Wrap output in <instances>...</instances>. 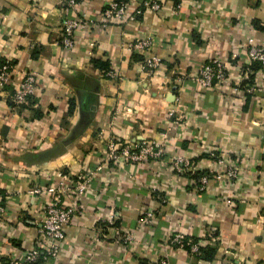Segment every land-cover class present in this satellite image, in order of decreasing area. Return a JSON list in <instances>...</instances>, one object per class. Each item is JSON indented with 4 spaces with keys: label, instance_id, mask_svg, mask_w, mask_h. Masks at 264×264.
<instances>
[{
    "label": "crops",
    "instance_id": "0c3cea01",
    "mask_svg": "<svg viewBox=\"0 0 264 264\" xmlns=\"http://www.w3.org/2000/svg\"><path fill=\"white\" fill-rule=\"evenodd\" d=\"M117 1L134 18L104 27L103 11ZM145 1L88 0L72 12L64 0H0V63L14 67L0 92V204L7 210L0 264L22 257L41 228L45 200L27 191L50 185L58 171L95 169L110 140L156 141L164 154L104 164L79 203L82 215L64 229L60 253L46 264H264V72L244 45L248 38L264 45V0H158L157 13ZM75 16L85 26L65 50L63 22ZM147 36L150 55L161 60L152 75L126 49ZM213 58L224 62L227 79L203 88L193 78ZM24 72L36 74L37 88L12 109L8 98ZM217 154L238 167L237 180ZM178 157L215 171L205 191L194 172L175 170ZM148 210L154 221L142 226ZM129 233L135 238L125 247L121 237ZM178 233L215 249L214 256L199 263L169 244Z\"/></svg>",
    "mask_w": 264,
    "mask_h": 264
},
{
    "label": "built area",
    "instance_id": "2783aa9c",
    "mask_svg": "<svg viewBox=\"0 0 264 264\" xmlns=\"http://www.w3.org/2000/svg\"><path fill=\"white\" fill-rule=\"evenodd\" d=\"M67 8L72 12L77 11L88 0H64ZM145 9L151 12H159L162 5L157 0H146L143 4ZM133 16L128 14V5L122 2H112L106 7L101 16V22L106 27L114 20L124 21L133 20ZM85 23L81 17H70L63 22L62 39L60 46L65 50H72L75 46V33L80 28H83ZM153 45V39L150 36L136 40L127 46L128 51L143 55V60L139 67L142 73L152 75L161 65L160 58L150 55ZM247 49V55L252 62L259 63L264 72V45L255 41L254 38H248L244 43ZM94 46V44H92ZM107 76L113 80L120 81L121 76L117 71L110 70ZM14 78V67L9 60L0 63V92L5 91L6 87L10 86ZM194 81L203 88H213L215 85L223 83L227 79V68L223 61L219 58H213L209 62L203 64L194 76ZM37 88V78L35 73L24 72L21 80L14 87L12 96L13 102L16 105H22L27 101L29 96H33ZM173 117L174 113H170ZM176 124L181 120H175ZM106 150L103 156L102 163L95 169H89L79 173L77 176H72L63 171H58L54 176L50 185H35L31 187L27 194L33 200H45L43 206V220L41 228L38 230V235L35 243L22 257L11 260L10 264H36L41 259L45 263L57 258L62 249V243L65 239V227L75 221L79 215H82L80 201L82 197L90 190L91 183L96 179L99 173L103 171L104 164L112 163L115 165L121 164L123 161L131 163H143L150 159H158L163 156V146L156 142H135L128 143L124 146H118L114 140L106 143ZM216 160L221 167H227L225 174L227 177L235 181L238 179L239 169L233 166L231 160L226 155L217 154ZM174 168L178 172L188 170L196 172L198 167L191 164L189 160L178 157L175 159ZM215 171H210L209 174H214ZM209 176H203L199 179L198 190L205 191L208 186ZM67 201V202H66ZM67 204H66V203ZM7 214L6 207L0 204V218ZM154 213L145 211L139 223L142 226H150L154 221ZM264 223V217L262 218ZM132 233L124 234L121 237L123 245L131 244L134 241ZM169 244L176 248L187 251L193 256L200 255V245L194 243L190 239H186L181 233L169 235ZM202 260H199V263ZM160 264H168L166 260H161Z\"/></svg>",
    "mask_w": 264,
    "mask_h": 264
},
{
    "label": "trees",
    "instance_id": "16d2710c",
    "mask_svg": "<svg viewBox=\"0 0 264 264\" xmlns=\"http://www.w3.org/2000/svg\"><path fill=\"white\" fill-rule=\"evenodd\" d=\"M158 1V0H157ZM117 2H121V1H117ZM159 2V1H158ZM122 3H124V2H122ZM137 57H138V59H139V61H141L143 58L141 57V56H139L138 54L136 55ZM1 63H4V61H2ZM259 64V63H258ZM11 65H12V62H11ZM260 65V64H259ZM13 66V65H12ZM95 66L96 67H98V68H100L101 70H103L104 72H106L107 70H108V64H104V63H102V64H99V63H97V62H95ZM260 67H261V65H260ZM107 73V72H106ZM105 73V74H106ZM10 86H8V87H6V89H8ZM5 89V90H6ZM13 93H14V91H12V93L9 95V98H8V100H9V103H10V106H11V108L12 109H16V110H19L20 108H21V106L22 105H24L25 103H27L28 101H29V99H31L32 98V96H29L28 98H27V101L24 103V104H22V105H16L14 102H13V99H12V96H13ZM191 174H193V178L196 180V181H198L199 182V179L201 178V177H203V176H209L210 174H209V172L208 171H196V172H194V173H191ZM186 239H190V240H192L194 243H197V244H201L199 241H197L196 239H194V238H188V237H186ZM186 250L189 252V250H190V248L189 247H186ZM214 251H215V249H213V248H208V247H202L201 245H200V255L199 256H194L197 260H205V259H211L213 256H214ZM193 256V255H192ZM36 264H46L44 261H42V259L38 262V263H36Z\"/></svg>",
    "mask_w": 264,
    "mask_h": 264
}]
</instances>
